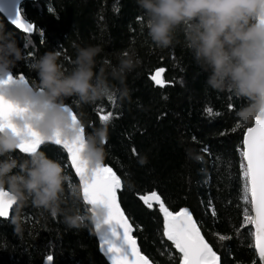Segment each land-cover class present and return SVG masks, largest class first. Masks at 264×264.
Here are the masks:
<instances>
[{
  "label": "trees",
  "instance_id": "1",
  "mask_svg": "<svg viewBox=\"0 0 264 264\" xmlns=\"http://www.w3.org/2000/svg\"><path fill=\"white\" fill-rule=\"evenodd\" d=\"M21 10L32 32L17 28L1 13L0 27L11 33L23 53L12 73L29 82L36 79L31 63L48 51L60 53L66 72L73 67L76 46H100L98 67L115 64L118 53H135L138 63L122 83L109 77L126 96L110 95L82 109L73 104L74 98L65 103L84 113L86 133L101 126V113L112 114L103 165L121 181L120 206L150 262L182 261L163 235L160 207L148 208L140 199L156 192L169 211H190L220 264H259L242 199V137L253 120L241 124L235 116L246 102L205 86V74L184 46L182 34L168 48L153 44L136 0H22ZM158 70L163 86L151 79ZM39 150L59 161L70 184L77 186L78 198H66V204L86 216L90 206L65 151L51 142ZM14 155L22 158L23 153ZM16 215L12 206L8 217L0 218V264H46L48 257L52 264H111L99 249L92 222L69 228L62 216L25 207L20 213L23 232L17 233L12 223Z\"/></svg>",
  "mask_w": 264,
  "mask_h": 264
},
{
  "label": "clouds",
  "instance_id": "2",
  "mask_svg": "<svg viewBox=\"0 0 264 264\" xmlns=\"http://www.w3.org/2000/svg\"><path fill=\"white\" fill-rule=\"evenodd\" d=\"M136 3L153 44L168 48L182 34L184 46L205 74V86L246 102L235 111L241 124L264 116V0ZM101 52L97 45L76 46L73 67L67 72L58 51L45 52L30 65L36 73L35 81L12 82L7 78L23 59V53L11 33L0 27V81H5L0 83V97L21 110L10 117L15 131L13 127H0V190L9 194L17 211L12 218L17 233L23 232L20 213L25 207L53 218L62 216L69 228L86 227L85 220L95 224L97 217L105 215L106 210L100 206L91 207L85 216L66 204V198L75 200L79 193L59 161L39 148L22 151V158L14 155L21 151L22 143L33 139L26 134L31 129L41 144L57 136L68 142L78 140L82 145L80 156L89 169L103 164L106 124L82 134L84 113L65 103L67 98H74L73 104L82 109L110 95H127L112 85L109 77L122 83L138 63L135 53H118L115 64L98 67Z\"/></svg>",
  "mask_w": 264,
  "mask_h": 264
},
{
  "label": "snow or ice",
  "instance_id": "3",
  "mask_svg": "<svg viewBox=\"0 0 264 264\" xmlns=\"http://www.w3.org/2000/svg\"><path fill=\"white\" fill-rule=\"evenodd\" d=\"M0 13L7 15L10 22L24 32L33 31V25L27 23L22 15L21 0H0ZM160 71L162 70H158L151 79L157 85L163 86L164 81L158 78ZM7 80L26 81L23 75L17 77L13 73ZM4 82L0 81V83ZM18 111L21 110L17 106L0 97V127H13L15 131L10 117ZM206 111L211 113V109ZM111 118V113L100 115V121L104 124H107ZM83 132L82 128L81 133ZM26 134L33 139L22 143L19 146L21 151H34L43 145L38 139V134L31 129H27ZM50 142L66 150L70 166L80 178L86 204L91 207L100 206L106 210L103 217L96 218L94 226L112 264H149V260L140 253L136 240L130 235L131 227L117 203L116 193L121 188V181L113 170L103 164L89 169L80 156L82 145L78 140L68 142L57 136ZM244 146L241 167L244 176L242 199L247 205L245 219L248 224H254L256 227L255 249L259 261L264 264V116H257L255 127L247 129ZM8 197V193L0 190V216H5L7 214L5 207L12 204V200ZM140 199L148 208L153 207V201L159 203L160 211L164 215L163 235L182 254V264H220L219 257L204 241L187 209H181L180 212L173 214L164 206L156 192H152L150 197L141 196ZM48 260L51 261L52 257H48Z\"/></svg>",
  "mask_w": 264,
  "mask_h": 264
},
{
  "label": "water",
  "instance_id": "4",
  "mask_svg": "<svg viewBox=\"0 0 264 264\" xmlns=\"http://www.w3.org/2000/svg\"><path fill=\"white\" fill-rule=\"evenodd\" d=\"M21 1H22V0H21ZM1 14H2L4 17H6V18L8 19L7 15H5L4 13H1ZM156 73H157V71L153 74V76L156 75ZM158 78L161 79V74L159 75ZM152 80H153V79H152ZM153 81H154V80H153ZM154 82H155V81H154ZM155 84H156V83H155ZM250 127H255V119H253V121H252V125H251ZM250 127H248V128H250ZM248 128H247V129H248ZM247 129H246L245 132L243 133V137H242V152L245 150V146H244V138H245V135H246V133H247ZM40 147H41V146H40ZM40 147H39V148H40ZM64 151H65V153H66V155H67V158H68V154H67L66 150H64ZM68 160H69V158H68ZM69 163H70V161H69ZM245 163H246V161H245ZM71 168H72L73 172L75 173V175H76V177H77V179H78V182H79V185H80V190H81V193H82V196H83L82 187H81V184H80V178H79V176L76 174L75 169H74L73 167H71ZM113 172H114V171H113ZM114 173H115V172H114ZM116 176H117V175H116ZM118 191H119V190H117V193H116V195H117V203L119 204L120 210L123 212L124 217L126 218L128 224H129L130 227H131L130 235L136 240V238H135L134 235H133V228H132V225L130 224L128 218L126 217V215H125V213H124V211H123V209H122V207L120 206L119 199H118ZM4 192L7 193L6 191H4ZM151 193H152V192L146 194V196H147V197H150ZM152 203H153V205L159 206V203H158V202L153 201ZM89 206H90V208H91V205H89ZM11 207H12V204H11L10 206H6V207H5V211H6L7 214H6L5 216H0L1 219H6V218L8 217ZM182 209H187V208H182ZM180 210H181V209H179V210H177V211H175V212H172V213H173V214L178 213V212H180ZM187 210H188V209H187ZM170 212H171V211H170ZM188 212L190 213L189 210H188ZM190 215H191V217H192V220L195 222L196 227L199 229L200 235L204 238V241L210 246V244L207 242V240H206L205 237L203 236V234H202V232H201V230H200V228H199L197 222L195 221L194 217L192 216L191 213H190ZM253 215H254V213H253ZM93 226H94V223H93ZM250 226H251V229H252L253 249H254L255 254H256V256H257V259H258V252H257V250L255 249V243H256V241H255V236H254V233L256 232V227H255L254 224H250ZM94 231H95V235H96V239H97V242H98V245H99V249H100V251H101V252L103 253V255L107 258V260L112 264V260L110 259L109 254H108L107 251H106V247H105V246H102V242H101L100 235L97 233V231H96V229H95V226H94ZM136 243H137V240H136ZM137 247H138L140 253H141L143 256H145V255L142 253V251L140 250L138 243H137ZM210 247H211V246H210ZM211 248H212V247H211ZM212 250H213V249H212ZM213 251H214V250H213ZM181 256H182V254H181ZM145 257H146V256H145ZM146 258H147V257H146ZM147 259H148V258H147ZM148 260H149V259H148ZM258 261H259V259H258ZM46 264H52V262H51V261H48V262H46ZM149 264H152V263L150 262V260H149ZM181 264H182V261H181ZM259 264H261L260 261H259Z\"/></svg>",
  "mask_w": 264,
  "mask_h": 264
}]
</instances>
